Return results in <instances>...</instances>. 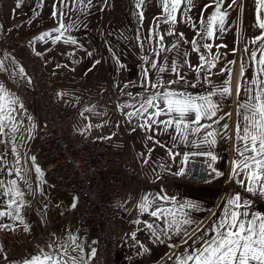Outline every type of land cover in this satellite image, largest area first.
Listing matches in <instances>:
<instances>
[{
  "label": "snow or ice",
  "instance_id": "snow-or-ice-1",
  "mask_svg": "<svg viewBox=\"0 0 264 264\" xmlns=\"http://www.w3.org/2000/svg\"><path fill=\"white\" fill-rule=\"evenodd\" d=\"M64 2L65 0H61L62 4ZM71 2L83 6L76 8L77 12L86 11V8L91 6V0H87L86 4L85 0H71ZM143 3L144 0H136V7L140 8ZM214 3L216 4L215 11L211 15L204 18L203 12L201 13L200 29L197 31V36L201 41L213 37L216 30L221 33L225 30L227 12L220 10L223 0H214ZM232 3L236 4L237 0H232ZM257 3L259 8H264V0H257ZM180 4L181 0H160L164 15L162 18L158 17L157 20L174 24L176 22L175 13ZM19 6L18 2L17 7ZM191 7L192 0H187L184 12L190 11ZM208 7L211 5L205 6L206 9ZM259 8L258 27L264 29V20L259 17ZM53 15L55 16L56 13L53 12ZM138 15L142 19L143 13L140 12ZM63 16L64 13L61 12L59 27L52 29V32L58 33V35L53 38L51 33L45 32L37 39L44 40L45 37H49L55 43L61 40L66 32L77 27L72 21L65 24ZM187 21L191 23L190 16L187 17ZM192 27L195 28L196 24L192 23ZM172 34V32L168 33V35ZM180 35L183 37L182 33ZM160 40H163L162 36ZM258 40H264V33L256 37L253 44ZM64 42L77 44L76 39L71 35H68ZM191 43L195 52H200L202 46L210 53L213 47L210 43L199 44L195 37ZM141 46L143 45L141 44ZM173 49L176 50L178 56L185 57L184 65L193 67L186 59L188 56L186 51H181L178 44L173 45ZM257 52L260 53L258 58ZM156 55H159V52ZM206 55L199 56L200 64L194 68L198 77L202 71L215 67L216 61L220 58L219 55H216L207 59ZM250 60L251 65L241 63L235 83L231 68L221 69V72L226 73L227 77L221 84H214L205 75L202 83L197 81L200 83V87L205 90L193 93L188 91V82L179 71L182 65L177 61H173L170 65L167 63L158 64L146 56L144 61L148 67L142 68L141 87L143 91L137 94V96L143 97L142 101L137 100V97L129 93V103L122 104L120 107L121 109L131 108L132 111L125 113L128 121L131 122L133 118L142 119L143 123L139 127L143 129L153 130V125H163L162 131L165 132L170 128L174 129L173 146L167 149L168 155L173 159L180 155L173 150L177 142L191 146V151L183 153L182 166L175 173L176 175L185 174L186 165L190 157L194 156L206 157L207 168L217 176L223 175L213 166L218 159L215 147L219 142L228 140L231 150L236 153V157L230 161V179L244 187L247 192L259 191L264 195V43L260 45L259 49L252 51ZM234 63L235 61H229V64ZM248 68L251 70L246 76L245 72ZM6 70L4 61L0 60V71ZM169 71L175 73L177 79L166 80L162 74ZM150 72H154V79L150 78ZM23 74L24 70L20 68L19 73L10 75ZM181 83L185 87H172V85ZM197 83H192L190 87L196 88ZM230 97H234L230 101L235 107L234 128L228 122L231 121L233 113L225 112L223 115H219L225 100ZM21 110L26 111L20 98L11 93L3 82H0V144H5L6 149L9 142H6L4 137H11V140L14 141L16 136L13 134L20 131L19 125L22 120L19 119V113ZM162 116L165 119H160ZM28 119L31 120L32 117L29 116ZM148 139H152V137L149 136ZM156 143L160 142L156 141ZM151 151L149 149V153ZM8 155L13 156L11 162L7 159ZM28 160L33 164L37 177L43 183V172L38 165H35L36 158L30 156ZM0 163L7 165V167H0V175H15L21 180H25L23 173L28 169L22 168L21 156L14 144L10 152L0 153ZM145 163L148 161L145 160ZM188 170L190 171V169ZM241 176L243 179L240 178ZM25 186L30 187L26 180ZM0 197L4 198L0 199V221L4 217H11L13 220L24 223L25 216L21 212L30 202L25 200V191L16 179H0ZM169 201H173V205L165 206ZM252 203L250 199L242 198L239 193L228 196L223 208L219 210V215L215 212L212 213L214 219L211 226L202 227L204 222L193 220L187 211V209L197 208L196 204L179 202L175 197H168L161 193L145 194L137 205L138 211L140 214L147 213L154 219L151 222L147 219L143 221L139 218L135 219L133 223L143 227H138L130 235L142 248L144 245L140 244L137 232L147 230L157 242H162L161 237H167L170 241L173 236H179L180 243L168 244V247L172 249L183 247L182 252H174L169 256L172 264H264V212L253 211ZM71 207H76L75 198ZM161 221L164 227L160 226ZM7 228L8 225L0 222V230ZM29 230L28 225L25 224V231ZM84 249L85 244L81 238L69 232L62 238L61 243H57L55 239L48 240L46 247L37 246L35 252L29 253L14 264H88V260L96 255V249L94 247L90 249L88 259H85ZM147 250L145 248V251ZM2 252L3 248L0 247V253Z\"/></svg>",
  "mask_w": 264,
  "mask_h": 264
},
{
  "label": "crops",
  "instance_id": "crops-1",
  "mask_svg": "<svg viewBox=\"0 0 264 264\" xmlns=\"http://www.w3.org/2000/svg\"><path fill=\"white\" fill-rule=\"evenodd\" d=\"M151 1L154 0H144L141 7L137 8L136 0H91V6L87 7L86 11L77 12L76 8L83 6L79 3L74 4L71 0H65L63 4L61 0H0V42L7 44L8 40L27 38L29 46L50 61L51 69L57 73V80L61 84H64L63 81L68 78L87 79L90 76H97L100 68L97 67V72L93 68L97 66V59L99 57L103 58V74L108 76L113 72L116 76H120L119 86L111 85L112 87H109L110 93L117 99L122 100L119 101V105L129 103V93L137 97V100H142L143 97H139L137 94L143 91L141 87L142 68L148 67L144 57L147 56L149 59L155 60V28L145 21L151 18L145 9L146 4ZM18 2L19 7H17ZM86 3L87 0H85ZM106 5L110 6L109 11L104 10ZM53 12L56 13L55 16ZM61 12L64 13L63 22L65 24L72 21L75 22L77 27L66 32L64 37L55 43L49 37H45L44 40L37 39L45 32L51 33L53 38L58 35V33L52 32V29L59 27ZM140 12L143 13L142 19L138 15ZM68 35L73 36L79 46L73 47L69 43H65L64 40ZM170 49L174 57L177 52L173 49V46ZM179 49L183 48L179 45ZM155 61L158 64L167 63L170 65L172 63L171 59L165 62L157 58ZM180 65H182L179 69L180 74L188 82V91L193 93L205 90L200 87L205 75L217 85L225 79L224 72H221V69H225L227 64L222 67L215 66V70L202 71L199 77L196 71L192 70L193 67L190 68L184 63H180ZM191 65L193 66V64ZM192 71L195 74L192 75ZM162 75L166 80L177 79V75L170 71ZM149 76L154 79V72H150ZM193 76L196 78L195 80H193ZM100 77L105 81L103 75ZM197 81L200 83H197ZM192 83H197V87H190ZM172 87L182 88L185 85L181 83L172 85ZM233 99L234 97H230L225 100L224 107L219 115H223L225 112L233 113L231 121L228 122L234 128L236 121L235 107L230 102ZM123 109L126 112L132 111L128 107ZM123 116L126 118V115ZM133 119L134 122L131 121L124 128L127 136L116 148V150L121 149L124 153L125 189L122 197L126 211L124 219L128 229L126 241L115 252H104L99 264H172L169 256L173 255L174 252L183 251V247L180 249L168 247L169 243H180L179 236H173L170 241L167 237H161L162 242H157L149 231L137 232V238L140 244L144 245L143 248L131 238V232L135 231L138 225L133 221H128V215L134 207L138 210L137 205L140 198L145 194L161 193L166 194L168 197H175L176 201L179 202L196 204L197 208L187 209V211L193 220L204 222L202 227H210L214 219L212 213L215 212L219 215V210L223 208L226 197L236 193H239L242 198L250 199L253 202L251 206L253 211L264 212V195L260 194L259 191L247 192L244 187L230 179V161L236 157V153L231 150V144L228 140L219 142L215 147L218 159L214 163V167L223 175L218 176L210 183L194 186L186 183L181 175L175 174L182 166L183 153L191 151V146L177 142L173 150L180 153V155L173 159L168 155L167 149L173 146L174 129L170 128L165 132L162 131L163 125H153V130L142 128L143 132H139L138 128H141L139 125L143 123V120L140 118ZM160 119H165V117L162 116ZM120 125L123 126V122H120ZM114 133L115 136L113 137ZM117 133L118 130L111 131L110 142L118 137ZM149 136L152 139H148ZM156 141L160 143H156ZM149 149L152 150L151 153H149ZM113 156L115 157L114 154ZM191 158L201 159L202 156ZM145 160L148 163H145ZM240 178L243 179V176ZM132 179H136L142 184L137 192L129 190ZM173 203V201H169L165 206L171 207ZM74 211L78 218L76 207ZM139 216L140 220L147 219L149 222L154 219L148 216L147 213H139ZM11 223L18 227L24 225V223L19 222ZM160 226L164 227L162 221ZM84 228L88 231H94L90 226ZM49 230L50 227L48 226L47 236ZM59 234V231H53L55 238ZM61 242L57 238V243ZM46 244L47 238L41 242L43 248L46 247ZM92 244L95 248V235ZM145 248L148 250L145 251ZM85 259H88V255L85 256ZM14 262L16 261H6L0 253V264H14ZM88 264H90V259Z\"/></svg>",
  "mask_w": 264,
  "mask_h": 264
},
{
  "label": "built area",
  "instance_id": "built-area-1",
  "mask_svg": "<svg viewBox=\"0 0 264 264\" xmlns=\"http://www.w3.org/2000/svg\"><path fill=\"white\" fill-rule=\"evenodd\" d=\"M104 10L109 11L110 6L106 5ZM69 44L79 46L78 43ZM5 47L29 74L30 83L19 81L16 84L24 108L31 111L34 119L35 137L29 155L42 166L50 185L74 195L79 226H90L95 232L96 255L91 257L90 264H99L104 252L113 253L126 241L128 229L122 197L125 189L124 153L117 149L113 152L116 158H110V143L82 134L74 126L71 117L76 112L75 106L54 101L53 94L58 88L57 73L51 69L49 60L29 46L27 38L8 40L7 44L0 42L2 56ZM138 131L143 132V129L138 128ZM206 159L203 156L189 159L182 179L194 186L216 179L218 176L207 168ZM111 163H114L113 170L109 168ZM30 164L31 176L35 178L37 174L31 161ZM141 187V183L132 179L129 190L137 192ZM21 214L25 216L21 227L4 219L0 221L8 225L7 229L0 230V247L6 261H19L35 252L37 246L43 248L41 242L47 238L48 227L37 216L34 200L22 209ZM137 218L140 219L139 212L134 207L128 221ZM25 224L29 231H25Z\"/></svg>",
  "mask_w": 264,
  "mask_h": 264
},
{
  "label": "rangeland",
  "instance_id": "rangeland-1",
  "mask_svg": "<svg viewBox=\"0 0 264 264\" xmlns=\"http://www.w3.org/2000/svg\"><path fill=\"white\" fill-rule=\"evenodd\" d=\"M206 5H211V7L206 9ZM229 5H232V7H229ZM186 6L187 0H181L179 9L175 13L176 22L171 24L157 20L158 17L162 18L164 15L163 9L160 6V0H154L146 4L145 9L151 18L145 21L150 25L152 24L155 28V60L158 58L160 61L167 62L171 59L172 62L184 63L185 57L183 55L178 56L175 54L174 57L172 56L170 48L177 44L183 48L181 51L188 53L186 59L193 64V68L200 64L199 56L201 54H207V59L219 55L220 58L216 61L215 66L222 67L224 64H227L225 69L231 68L233 70L235 83V77L239 75L241 63L251 65L250 57L252 51L259 49L260 45L264 43V40H258L253 44V40L264 33V29L258 27L257 16L259 5L257 0H237L236 4H233L232 0H223L220 10L221 12H227L224 25L225 30L222 33L216 30L213 37L206 41L200 40V37L197 36V31L200 29L201 13L203 12L204 18H207V16L215 11L216 4L214 0H192L191 10L187 13L184 12ZM189 16L191 17V23L187 21V17ZM259 17L261 20H264V8H259ZM192 23L196 24L195 28L192 27ZM169 32L173 34L168 35ZM181 33L183 37H181ZM161 36L163 37L162 41L160 40ZM194 37L201 45L203 43L212 44L213 47L210 53L202 46L200 52L193 51L191 42ZM246 48L247 51H245ZM157 52H159V55H156ZM259 55L260 53L257 52V58ZM0 60L4 61L7 69L6 71H0V82H3L11 93L19 97L16 84L19 81L30 83L28 71L17 58L8 55L7 47H5L3 56L0 53ZM97 61L99 63L93 68L95 72H97V67L100 68L97 76H90L87 79L68 78L63 81L64 84H61L57 80L58 88L55 90L56 93L54 92L53 94V99L56 103L68 102L74 105L76 112L71 117L74 126L82 134H88L93 138L110 143V158H116L113 156V152L127 136L124 128L131 122L128 121L127 117L122 118L127 113L119 105V101L122 100L117 99L109 91L111 85L119 86L120 76H116L113 72L108 76L103 74V58L99 57ZM229 61H235V63L229 64ZM20 68L24 70L23 75H10L11 73H19ZM192 70L194 71V69ZM210 70H215V67ZM250 70V68L246 70V76L249 75ZM102 75L105 81L101 79L100 76ZM224 76L226 78V73H224ZM195 79L194 77L193 80ZM29 116L32 117L31 120L28 119ZM19 119L22 120V123L19 125L20 131L13 134L16 136V139L13 141L11 137H4L5 141L9 142V145L6 149L5 144H0V153L10 152L12 145L16 146L21 156L22 168L28 169L23 174L30 187H26L25 180H21L15 175H0V179H16L20 187L25 191V200L30 203L34 200V209L37 216L45 226L50 227L47 242L52 239H55L57 242V238L62 241V238L71 232L72 235L79 236L84 242L85 256H87L90 249L93 248L92 243L95 233L93 234L94 231H88V229L79 226L78 218L74 211L75 208L71 207L74 201L73 195L61 192L56 187L50 185L45 178L42 166L36 162L35 165H38L43 172V183L37 176L32 178L31 164L28 157L30 156L29 147L33 140V115L30 110H21ZM120 122H123V126L120 125ZM132 122H134V119ZM113 130H118V137L110 142V135ZM7 159L11 162L13 156L8 155ZM0 167H7V165L0 163ZM109 168L113 170L114 163L109 164ZM107 178L105 177V179ZM0 199L4 198L0 197ZM3 219L9 222L21 223L19 220H13L11 217H4ZM53 231H59L60 234L57 238L54 237Z\"/></svg>",
  "mask_w": 264,
  "mask_h": 264
},
{
  "label": "water",
  "instance_id": "water-1",
  "mask_svg": "<svg viewBox=\"0 0 264 264\" xmlns=\"http://www.w3.org/2000/svg\"><path fill=\"white\" fill-rule=\"evenodd\" d=\"M33 126H34V119H33ZM34 137H35V131H34V127H33V140H34ZM33 140H32V142H31V144L33 143ZM31 144H30V147H31ZM29 147V148H30Z\"/></svg>",
  "mask_w": 264,
  "mask_h": 264
}]
</instances>
